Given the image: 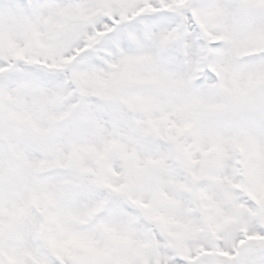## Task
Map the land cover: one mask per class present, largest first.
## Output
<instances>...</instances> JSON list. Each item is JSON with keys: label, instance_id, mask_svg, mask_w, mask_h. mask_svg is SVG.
Returning a JSON list of instances; mask_svg holds the SVG:
<instances>
[{"label": "snow or ice", "instance_id": "6c2138e0", "mask_svg": "<svg viewBox=\"0 0 264 264\" xmlns=\"http://www.w3.org/2000/svg\"><path fill=\"white\" fill-rule=\"evenodd\" d=\"M0 264H264V0H0Z\"/></svg>", "mask_w": 264, "mask_h": 264}]
</instances>
